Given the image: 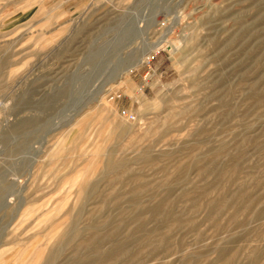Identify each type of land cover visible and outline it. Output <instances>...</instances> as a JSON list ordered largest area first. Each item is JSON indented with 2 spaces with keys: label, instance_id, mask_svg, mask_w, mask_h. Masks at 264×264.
I'll return each mask as SVG.
<instances>
[{
  "label": "rangeland",
  "instance_id": "obj_1",
  "mask_svg": "<svg viewBox=\"0 0 264 264\" xmlns=\"http://www.w3.org/2000/svg\"><path fill=\"white\" fill-rule=\"evenodd\" d=\"M0 264H264V0H0Z\"/></svg>",
  "mask_w": 264,
  "mask_h": 264
},
{
  "label": "built area",
  "instance_id": "obj_2",
  "mask_svg": "<svg viewBox=\"0 0 264 264\" xmlns=\"http://www.w3.org/2000/svg\"><path fill=\"white\" fill-rule=\"evenodd\" d=\"M122 115L127 116V115H126V112H122Z\"/></svg>",
  "mask_w": 264,
  "mask_h": 264
},
{
  "label": "bare ground",
  "instance_id": "obj_3",
  "mask_svg": "<svg viewBox=\"0 0 264 264\" xmlns=\"http://www.w3.org/2000/svg\"><path fill=\"white\" fill-rule=\"evenodd\" d=\"M151 49H152V48H151ZM153 50H154V49H153ZM156 50H157V49H156ZM154 52H155V51H154ZM129 70H130V69H128V71H129ZM126 71H127V70H126ZM126 81H127V80H125L124 83H126Z\"/></svg>",
  "mask_w": 264,
  "mask_h": 264
},
{
  "label": "crops",
  "instance_id": "obj_4",
  "mask_svg": "<svg viewBox=\"0 0 264 264\" xmlns=\"http://www.w3.org/2000/svg\"><path fill=\"white\" fill-rule=\"evenodd\" d=\"M126 83H128V81H126ZM138 91H139V93L141 94L140 90H138Z\"/></svg>",
  "mask_w": 264,
  "mask_h": 264
}]
</instances>
